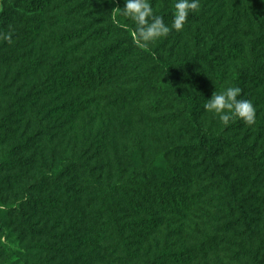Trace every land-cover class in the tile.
<instances>
[{
    "label": "trees",
    "instance_id": "16d2710c",
    "mask_svg": "<svg viewBox=\"0 0 264 264\" xmlns=\"http://www.w3.org/2000/svg\"><path fill=\"white\" fill-rule=\"evenodd\" d=\"M174 3L158 6L165 23L173 20ZM115 7L123 8L122 1L9 0L0 11V174L19 173L16 184L25 185L13 201L0 197V236L7 231L22 245L19 258L0 245V264H90L101 252L117 264H191L204 248L172 249L159 235L171 225L184 233L204 211L247 242L235 244L234 257L264 264L251 246L262 234L255 215L264 201L245 195L252 175L264 182V146L237 133L244 126L264 129V118L205 134L200 99L177 84L195 77V55L171 61L141 47L131 20H113ZM197 18L193 11L187 22ZM207 36L220 49L231 48L213 31ZM254 40L264 44V34ZM135 80L167 96L190 143L145 153L119 147L109 112L126 108L121 92ZM247 83L264 86L256 63L232 74L240 98ZM110 89L119 95L107 94ZM60 147L63 157L56 154ZM51 217L57 221L49 224Z\"/></svg>",
    "mask_w": 264,
    "mask_h": 264
},
{
    "label": "rangeland",
    "instance_id": "374dc122",
    "mask_svg": "<svg viewBox=\"0 0 264 264\" xmlns=\"http://www.w3.org/2000/svg\"><path fill=\"white\" fill-rule=\"evenodd\" d=\"M121 1L124 5V0ZM8 2L9 0H0V11ZM150 2L154 12L158 13L161 0H150ZM199 3L200 8L196 11L197 20L187 22L181 31L173 30L167 37L148 46L161 57L171 61L179 59L185 53L195 55V64L191 65L196 70L195 77H180L177 84L181 90L200 99L197 113L199 125L205 134L216 135L224 133L225 126L218 115L204 109L205 100L209 99L213 92H220L231 87L232 74L239 68L249 67L251 63H256L264 73V44L257 40L253 41L255 35L264 34V0H199ZM171 23L166 24L171 25ZM209 31H213L218 42L229 45L231 48L225 51L213 44L207 36ZM237 51L240 53L239 56ZM127 60L136 65L140 64L138 59L132 55H128ZM141 68V66L136 67L135 73ZM14 69L15 67L12 70ZM135 73L130 75V80H133ZM147 84L135 80L134 85L123 88L121 93L126 99V108L111 109L114 111L109 112V117L114 122L112 126L119 129V147L133 150L134 153L138 151L145 153L148 148L180 147L190 143V135L183 133L178 128V122L174 120L178 109L169 103L166 95L160 94L158 90L150 88ZM247 85L248 90L243 99L251 100L256 108V115L264 118V86L250 83ZM118 92V90L110 89L107 94L118 96ZM92 120L99 123L100 115L95 114ZM237 133L247 134L252 142L264 146V129L244 126ZM56 154L63 157L62 147L56 151ZM240 166L239 163L236 165V167ZM18 176L19 173L0 174V182L10 183V188H5L8 183L0 184L1 198L13 201L18 197L17 194L25 188V185L21 186L24 184L22 182L16 184ZM19 187L22 189L20 190ZM245 195L251 198V201H261V199L264 201V182L255 181V176L252 175L245 184ZM261 210L262 212L256 213L255 216L258 218L262 234L251 246L254 252H259V258L263 259L264 204ZM206 212L204 211L203 216L195 217L192 222L188 223L184 233L177 234L173 231L177 230V225L164 226L165 228L159 235L160 244L163 245L165 241L172 249L185 247L190 250L194 248L198 252L204 248V253H198V257L191 264H247V262L249 264L247 257L241 255L234 257L233 251L235 244L247 242L242 241L233 233L223 231L222 228L225 227L223 220L219 221L216 214ZM2 213L0 211V215ZM45 218L43 217L42 220L48 222ZM49 220V224L57 221L53 217ZM261 243L262 246H260ZM201 244H204V247ZM0 245L15 250V258L20 257L18 251L22 245L18 243L14 234L6 231L0 236ZM31 250L36 254L44 253L39 248ZM76 250V253L81 251L80 248ZM96 255L97 259H92L90 264H117L107 256H103L102 252Z\"/></svg>",
    "mask_w": 264,
    "mask_h": 264
},
{
    "label": "clouds",
    "instance_id": "9594fccd",
    "mask_svg": "<svg viewBox=\"0 0 264 264\" xmlns=\"http://www.w3.org/2000/svg\"><path fill=\"white\" fill-rule=\"evenodd\" d=\"M199 0H175L173 20L166 24L163 16L154 12L150 0H124L123 8L115 7L113 20L117 16L131 20L135 25L136 42L141 47L163 39L173 30L179 32L184 27L190 13L198 11ZM112 10V11H113ZM11 40V36L7 37ZM242 89L238 86L227 87L223 91L213 92L205 100L204 109L219 116L224 126L240 120L247 125L256 123V108L249 99L240 98Z\"/></svg>",
    "mask_w": 264,
    "mask_h": 264
}]
</instances>
